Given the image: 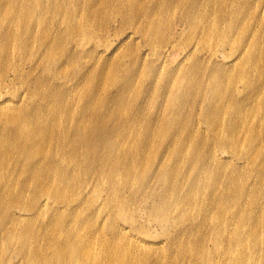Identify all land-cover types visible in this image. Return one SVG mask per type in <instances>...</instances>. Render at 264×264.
I'll list each match as a JSON object with an SVG mask.
<instances>
[{"label":"rangeland","instance_id":"rangeland-1","mask_svg":"<svg viewBox=\"0 0 264 264\" xmlns=\"http://www.w3.org/2000/svg\"><path fill=\"white\" fill-rule=\"evenodd\" d=\"M263 30L264 0H0V222L6 225L5 233L0 232V264H32L27 257L32 248L56 253L51 264H76L70 252L79 245V234L95 238V257L101 264H116L111 257L103 260L101 247L118 239L117 230L125 231L117 244L136 254L139 264H235L237 253H229L228 247L224 257L216 254L221 241H216L221 238L217 225L227 214L210 211L207 225L192 228L201 211L195 205L181 207L169 219L175 226L167 227L159 207L160 195L167 196L165 183H157L154 175L161 167L182 170L183 161L174 152L206 137L199 159L224 173L238 169L249 177L243 179L247 185H259L255 169L245 164L263 165L260 156L247 157L246 149L235 145L229 152L216 145L231 128L222 117L225 99L234 95L249 103L256 89H263L254 67L241 65L239 45L255 35L252 47L261 50L264 71ZM237 119L256 122L250 114ZM99 128L117 142V161L132 145L139 154L143 151L121 166L137 177H123V182L135 189L140 185L136 181L144 179L151 189L143 192L139 207L121 201L128 198L127 189L109 194L111 163L101 167L86 160L84 149L69 151L76 144L75 129L91 135ZM61 142L67 145L53 147ZM255 142L241 137L242 147ZM96 143L91 146L100 145L98 151L108 139ZM40 152L56 159L40 170L62 177L55 183L37 181L39 171L30 168L42 158ZM225 161L235 167L223 169ZM27 180L33 182L32 189L22 185ZM202 180L213 181V176L202 175ZM236 181L227 186L237 193ZM34 183L38 196L32 193ZM49 187L56 195H49ZM60 196L71 201L66 204ZM167 200L174 201L170 196ZM209 200L203 196L205 204ZM81 202L91 205L81 208ZM69 208L74 214L63 211ZM37 209L41 215L33 216ZM12 213L19 215L12 218ZM92 222L99 224L98 235ZM110 225L117 230L110 231ZM239 225L233 223L225 237L238 250L243 248L240 263L264 264V240L259 244L256 236L243 235ZM255 229L264 237V230ZM12 231L17 237L9 242ZM46 232L59 240L44 237ZM203 235L209 241L201 240ZM58 249L67 253L61 260H56Z\"/></svg>","mask_w":264,"mask_h":264},{"label":"bare ground","instance_id":"bare-ground-1","mask_svg":"<svg viewBox=\"0 0 264 264\" xmlns=\"http://www.w3.org/2000/svg\"><path fill=\"white\" fill-rule=\"evenodd\" d=\"M264 32V30H263ZM253 37V40L251 39ZM255 35L252 34L249 38L247 37L246 40H242V42L239 44L242 48L243 52V59L241 61V65L244 67L245 65H252L254 67V72L256 79H258L260 82L264 81V71L262 70L263 67H261V59L259 58L260 51L258 52L257 48L252 47L253 42L255 41ZM259 45V44H258ZM244 49H243V47ZM246 54L247 59L244 57ZM249 62V64H248ZM247 88V87H246ZM245 88V90H247ZM259 88L263 89H256L257 93L252 97V101L249 103H243L241 100H237L234 95L228 96L227 101L225 99L223 106L225 107L222 110V117L226 116L227 119H224V123L229 124L230 126H226L227 129L230 127V132L225 133V137H219L217 142L218 145L216 147H226L227 152H229L230 147L232 145L237 146V150L241 149L242 151H245L243 153L247 154V157L250 154H256V156H260L261 159L263 160V165H256L255 167L252 162L247 161L245 164L246 167L254 168L255 169V174L256 176L255 179L259 182L258 186H253V185H247L245 183L246 178H249L246 176L243 172H241L238 169H234V171H231L230 173H224L221 169H218L217 167H214L207 163L203 158H200L199 151L200 148L204 149L207 146V138L203 137L200 141V143H195L193 146H188L185 147L184 144L179 147V149L174 152L175 158L176 159H181L184 164V168L182 170H177L175 167H172L170 170H166L163 167H161L155 173L154 179L157 183H160L163 181L165 183V189H163V192H166V197L161 196V200L159 201V207L160 210L163 212L165 211L166 218L168 221L165 222V225H168L167 227H172L175 226V224H172L170 221H172V215L174 210H178L181 207L187 208L191 206H196L197 209H199L201 212L198 214L199 219H196L195 223H191L192 228H200L204 225H207L206 223L210 222L211 216L209 215L210 211L212 212L215 211H220L223 215V213H226L227 216H225V219L221 222L218 229H216L217 235L220 236L221 238L218 239L217 236H215L218 240H221L218 243V248L216 250V254L218 258L224 257L225 254H222L226 247H228V252L229 253H234L236 252V260L234 261L235 264H241L239 259H242L244 256L239 257L243 248L237 249L238 245H231L232 240L229 237H225L228 234H230V226L237 222L240 223L238 229L241 231V233L247 234L250 236H253V240L256 236L257 242L261 244V242L264 240V237L261 236L259 238V233L255 228H259L262 231L264 230V86H260ZM215 107V106H214ZM212 108L208 107L207 111L211 113L210 111ZM251 115L253 119L256 120L255 123L253 124H248L247 122H239L237 117L239 119H242V116L247 117L248 115ZM242 121V120H241ZM230 122V123H229ZM211 123V122H209ZM117 128V127H116ZM243 131V132H242ZM116 132V130L114 131ZM73 135L76 136V144H72L69 146V151L70 152H78L79 150L86 152L87 158L89 163H95V164H100L102 167H106L105 165L112 164L113 167L110 169L111 173L107 176V182L111 181V185L107 187L106 189L109 191V194H113V192H119L121 190L127 189L128 191V198H120L122 202L128 203V200L130 203L134 204V206H138L141 204L145 194L143 192H147V188H149V191H151L149 185L147 184V181L144 179H140L136 181L139 183V186H136L137 188H133L132 186H129L127 183L122 181L123 177L127 178H137L134 177L135 173L133 170H129L127 168H121L122 164L127 163L128 161H131V159H135L139 157L143 151L139 154L134 146L132 145L127 151L128 154L127 156H123L120 161H117L115 159L116 152L117 150L114 149L117 145V142L115 140L107 138V133L105 132L104 129H97V132L90 134H84L83 132L79 131L78 129H75L73 131ZM241 137L243 139L248 140H254L255 145H250L248 144L246 147H242L243 144L241 143ZM108 139V144H102L100 150H96L95 148L100 145L91 146V143H96L99 141L106 142ZM62 140V139H61ZM92 141V142H90ZM24 144V143H23ZM97 144V143H96ZM100 144V143H99ZM146 144V143H145ZM63 145H67L66 142H61L60 144L53 145V147H62ZM149 144H146V146ZM26 144L23 145L25 147ZM83 146V147H82ZM129 145H125V149L128 148ZM143 146V145H142ZM184 146V147H183ZM104 147V148H103ZM106 147V148H105ZM225 149V148H223ZM225 151V150H224ZM231 151V150H230ZM96 154L95 157L96 159H92L93 157H89L92 154ZM45 154V152H40V155ZM234 154L238 155V152H234ZM47 156V157H45ZM211 156L214 158V153H211ZM246 157V158H247ZM114 158V162L112 159ZM29 159V158H28ZM56 162L55 157L50 156V155H43L42 158L37 161L36 163H33L30 168L33 170H38L40 174L37 175V181L42 182L43 184L45 183H55V181L58 178L62 177H57L54 174H44L40 170L42 168H48ZM82 162H85L82 161ZM175 164V163H173ZM176 166V165H175ZM223 169L227 170L228 167L232 166L231 163L225 161L223 162V165H221ZM212 167V168H210ZM232 167H235L234 165ZM238 168V166L236 167ZM106 168L103 170L105 171ZM103 170L101 171L102 173V179H105V174L103 173ZM209 174L213 176V181L209 180H202V175ZM67 175V174H66ZM232 180H237L240 189L238 190V194L236 193L235 190H232L230 187L227 186V182H231ZM16 181V180H15ZM79 182V181H78ZM33 183L30 180H27L24 184L25 187L31 188V184ZM35 185V191L32 192L33 195L38 196V187ZM247 186V187H245ZM221 189V190H218ZM52 188H48L49 195L54 196L56 194L51 195L52 193ZM113 191V192H111ZM220 192V194L218 193ZM183 193V194H182ZM19 195V194H18ZM175 195H177L175 199ZM208 196L211 197L213 200H209V202H206V204L203 201V196ZM59 196V195H57ZM152 197L155 196V193L151 194ZM172 197L174 201L170 202L167 200V197ZM62 197V196H60ZM156 197V196H155ZM218 198V199H217ZM62 201L66 202V204H69L68 202L71 201V199L62 197ZM246 204L247 206L242 207L243 203ZM83 204V205H82ZM158 204V203H157ZM91 204H86L81 202V205L79 207L83 208V206L90 207ZM114 206H117L116 208H119V205L122 207L121 203H114ZM231 208H233L231 210ZM36 209V208H35ZM36 212L33 214V216H39L41 215V212L39 210H35ZM66 212L68 215L74 214L71 209L69 208L68 210H63ZM135 211V210H134ZM114 213V212H113ZM123 213V211L121 212ZM61 214H63L61 212ZM19 215V214H18ZM16 213H12V218L18 217ZM97 215V213H94V216ZM229 216V217H228ZM159 219L160 214H159ZM97 219V218H93ZM170 219V221H169ZM5 220V219H3ZM57 220V219H56ZM161 221H165L164 218L161 219ZM177 221H175L176 223ZM57 223L60 225H64L63 223H60L57 220ZM130 223V222H129ZM111 224V222H110ZM4 222H0V232H4ZM93 227H96V230L94 234L98 235L100 232V228H98L99 224L96 222H92L91 224ZM130 225H132L130 223ZM68 226H71L68 224ZM108 229L110 231H115L117 230L116 227L113 225L108 226ZM13 233L9 235L8 241L12 242L13 240L16 239L17 233L16 231H12ZM118 239L120 238V235L125 234V231H115ZM120 232V233H119ZM16 233V234H15ZM39 235L43 236V233H39ZM169 235V234H168ZM44 237H47L51 241L55 240L58 241V237L53 233L49 234L46 232V235ZM43 237V239H44ZM174 237L172 235L169 236L170 240H174ZM94 237L91 235H81L77 237V243L79 245H76V247L71 248V255L77 260L76 264H101V261L97 260L95 257V251H94ZM118 239H113L112 242H109L111 245H107L105 248L101 247L102 250V258L103 260H107L108 258L114 259L116 264H139L140 259H138V256L136 254L131 253L130 249L127 247H124L118 243ZM124 240L129 239L128 235L123 236ZM201 240L203 241H209V237L207 236H201ZM200 240V241H201ZM213 240V238H212ZM225 241V243H224ZM28 242V238H27ZM124 242V241H123ZM229 245V246H226ZM231 245V246H230ZM243 246V245H242ZM136 248L137 246L134 245ZM67 253H65L62 249H58L57 251V259H63L64 256H66ZM145 257L146 255L143 254ZM150 256V254H149ZM27 257L30 259L32 264H51L52 262L55 261L56 258V253L51 252H43V250L40 249H30L27 252ZM140 258H142V255H140ZM41 260H44L43 263H40ZM218 261V260H216ZM216 264H222L220 262Z\"/></svg>","mask_w":264,"mask_h":264}]
</instances>
